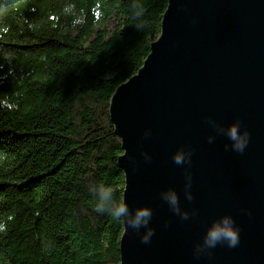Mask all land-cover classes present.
<instances>
[{
    "label": "trees",
    "instance_id": "1",
    "mask_svg": "<svg viewBox=\"0 0 264 264\" xmlns=\"http://www.w3.org/2000/svg\"><path fill=\"white\" fill-rule=\"evenodd\" d=\"M136 2L0 0V264H120L124 223L96 212L88 188L123 200L111 96L168 5L139 0L137 17Z\"/></svg>",
    "mask_w": 264,
    "mask_h": 264
},
{
    "label": "water",
    "instance_id": "2",
    "mask_svg": "<svg viewBox=\"0 0 264 264\" xmlns=\"http://www.w3.org/2000/svg\"><path fill=\"white\" fill-rule=\"evenodd\" d=\"M110 115L122 140L123 201L133 212L151 207L155 229L142 243L146 228L124 224L120 264H264V0H168L159 36L116 87ZM209 118L224 127L241 121L251 134L245 151H232ZM181 146L192 149L190 167L173 162ZM170 190L187 220L162 199ZM225 214L240 227L239 245L197 258L196 245Z\"/></svg>",
    "mask_w": 264,
    "mask_h": 264
},
{
    "label": "clouds",
    "instance_id": "3",
    "mask_svg": "<svg viewBox=\"0 0 264 264\" xmlns=\"http://www.w3.org/2000/svg\"><path fill=\"white\" fill-rule=\"evenodd\" d=\"M137 11V17L143 14V5L139 0L133 5ZM138 29L142 25L136 26ZM208 123L215 130L217 135H225L231 141V150L237 153H243L250 141V132L247 129L241 131V121L237 120L228 127L218 124L215 120L209 118ZM149 135V133H145ZM209 143L213 142L215 135L209 136ZM226 149L229 145H225ZM3 157H0L2 159ZM146 160L151 157L145 153ZM173 162L177 166L185 164L191 166L192 149L181 146L173 155ZM187 183L185 184L186 199L191 202L194 197L191 192L192 176L189 171L185 172ZM88 192L95 202V211L101 214H108L114 220L123 221L126 227H131L137 234L140 229L146 228V232L141 237L142 243H150L151 237L154 235L155 229L149 226L153 210L149 206L138 207L133 212L130 206L123 200L117 201L115 192L110 185L104 182H99L91 185ZM162 199L166 201L174 214L178 215L181 220L189 218V212L180 210L179 194L176 190H170L161 194ZM195 213H193L194 215ZM6 230V224L0 222V232ZM240 243V227L236 224L233 216L225 214L220 218L214 220L207 228L203 242L196 245L195 254L197 258L205 253L210 254V250L216 248L218 245H226L228 248H235Z\"/></svg>",
    "mask_w": 264,
    "mask_h": 264
},
{
    "label": "rangeland",
    "instance_id": "4",
    "mask_svg": "<svg viewBox=\"0 0 264 264\" xmlns=\"http://www.w3.org/2000/svg\"><path fill=\"white\" fill-rule=\"evenodd\" d=\"M109 24H110L111 26H113V25H114V19H110Z\"/></svg>",
    "mask_w": 264,
    "mask_h": 264
}]
</instances>
